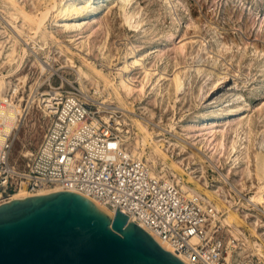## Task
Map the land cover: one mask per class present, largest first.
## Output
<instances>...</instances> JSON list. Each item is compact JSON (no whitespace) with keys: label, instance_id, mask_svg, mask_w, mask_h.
<instances>
[{"label":"rangeland","instance_id":"1","mask_svg":"<svg viewBox=\"0 0 264 264\" xmlns=\"http://www.w3.org/2000/svg\"><path fill=\"white\" fill-rule=\"evenodd\" d=\"M70 5L81 13H62ZM121 74L133 93L120 88ZM0 78L19 89L24 100H11L21 115L36 102L28 131L12 144L19 167L46 130L41 94L73 93L111 118L133 158L150 160L158 150L264 250V0H0ZM106 79L125 108L108 100ZM157 161L145 163L181 189L180 176Z\"/></svg>","mask_w":264,"mask_h":264},{"label":"built area","instance_id":"2","mask_svg":"<svg viewBox=\"0 0 264 264\" xmlns=\"http://www.w3.org/2000/svg\"><path fill=\"white\" fill-rule=\"evenodd\" d=\"M51 92L42 93L37 103L48 119L45 133L35 152L21 156L27 158L22 167L11 159V148L24 117L19 114L8 126L0 120V204L20 198V193L33 196L43 185L54 183L113 214L120 210L186 264L253 263L234 257L238 241L226 237L220 214L204 207L200 196H186L175 182L151 175L145 160L131 157L86 100Z\"/></svg>","mask_w":264,"mask_h":264},{"label":"water","instance_id":"3","mask_svg":"<svg viewBox=\"0 0 264 264\" xmlns=\"http://www.w3.org/2000/svg\"><path fill=\"white\" fill-rule=\"evenodd\" d=\"M0 264H186L120 210L73 191L0 204Z\"/></svg>","mask_w":264,"mask_h":264},{"label":"bare ground","instance_id":"4","mask_svg":"<svg viewBox=\"0 0 264 264\" xmlns=\"http://www.w3.org/2000/svg\"><path fill=\"white\" fill-rule=\"evenodd\" d=\"M71 6V5H70ZM70 13V12H76V14H80L81 10L74 8L73 6L69 7L68 9H62V13ZM42 66H49V64L47 62H42L41 63ZM44 71V70H43ZM81 77H85V78H89L88 75H86L82 70L79 71ZM99 74V73H98ZM80 77V76H79ZM80 77V78H81ZM98 77L100 79L104 78L102 76H100V74L98 75ZM27 77L24 78L21 81V84L23 85V87L26 86L27 84ZM121 87L123 90L127 91L129 94L133 93V88H131L128 83H127V79H129L126 74H121ZM81 80V79H80ZM82 82V80H81ZM98 86L100 88V91L104 88V91L107 93L108 96V100H112L115 99L118 103V106L121 107L118 109H123L126 107V102L120 92V88H116L115 85H113L112 83H110L107 79L104 80V86H100V83H98ZM13 84H11L10 81H5L3 78H0V120H4L6 121V125L8 126L9 124L12 123L11 120H14L15 118L18 117V115H21V112H19V108L21 105L15 104V102H13L11 99L12 98H16V101H20L22 102L24 100V98H22L20 96L19 93V89L18 88H13ZM10 88V91L7 92L6 89ZM55 93V92H54ZM53 94V93H52ZM55 94H60L59 92H56ZM42 98L38 99V104L42 101ZM32 105L34 106V103H32ZM33 106L26 111V114L22 115L23 122L20 126H18L17 130L15 131L14 134V140L18 139L19 137V131L20 129L23 127V129H26L25 131L27 132L29 129V118L28 116L30 115V111L33 108ZM100 106L103 109H108L107 107H112V109L114 110L115 107L108 105L107 101H103L102 103H100ZM117 109V108H116ZM40 110V109H39ZM111 111V110H110ZM29 112V113H28ZM42 112V111H41ZM45 115V114H44ZM104 120L110 124V117L104 116L103 117ZM22 129V130H23ZM117 131L120 132V134L128 141L129 143V137L128 135H126L125 131L122 130V128H118ZM129 132V131H128ZM23 134V133H22ZM119 136V135H118ZM120 138V137H119ZM121 144V143H120ZM122 147H125L124 144H121ZM129 146L126 145V147ZM25 156L27 157L28 155H31L30 152H25L24 153ZM153 157L149 158L150 160H148V158H146L145 154H141L139 156V159L145 160L146 162H151L156 165L157 161V157L162 159V162H164V164L166 165V161H165V156L160 155L158 150H156L155 155L152 154ZM22 156V155H21ZM135 156L138 157V155L135 154ZM132 157V155H131ZM166 166L170 168H172L181 178V182H179L181 184V191L186 195V196H190V195H198L201 197L203 203H204V207L205 205H209L212 208H214L219 214L220 216L217 217L220 221V224L223 228V231H226L228 233V235L234 239H236L238 241L239 246V250L236 251V254L234 257H240L242 260H244L247 255H252V256H259L261 258V260L264 261V250L261 246L256 245L255 243H253L251 241V239H249L244 233H242L240 231V229L236 226V225H232V220H234L236 217L238 218V216H236L235 213L231 212L228 207H226L222 202H220L219 200L216 199V197L212 194V193H206L201 191L200 188L197 187V185L195 183L194 186H188L187 183L192 182L190 181V178L185 177V175L183 174V172L181 170H179L177 167H175L173 164H167ZM21 167V166H20ZM151 175H154L156 177V174H154V172L151 170ZM161 178V177H159ZM178 179V178H177ZM167 181V180H166ZM179 181V180H178ZM60 188L57 184L54 183H49V184H45L43 185L38 191H36L33 195H41V194H47L50 192H55V191H59ZM17 197L21 196L20 198H24L25 193H20L18 195H16ZM88 198V197H87ZM90 199L92 202H94L97 206H99L100 208L104 209L110 216L113 215L112 211L106 209L103 206L98 205L95 201H93L91 198ZM260 199V198H259ZM259 199H255L252 198V203L255 202H259ZM237 224L238 225H242L243 223L239 220H237ZM158 243L162 244V248H164L165 250H168L169 252H173L176 256H178L181 260H184L180 255H178V253H176L170 246H168L166 243L163 242H159ZM227 259H229V254L227 256Z\"/></svg>","mask_w":264,"mask_h":264}]
</instances>
